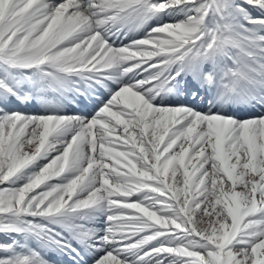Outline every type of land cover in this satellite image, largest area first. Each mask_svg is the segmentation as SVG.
Here are the masks:
<instances>
[{
    "label": "snow or ice",
    "instance_id": "6c2138e0",
    "mask_svg": "<svg viewBox=\"0 0 264 264\" xmlns=\"http://www.w3.org/2000/svg\"><path fill=\"white\" fill-rule=\"evenodd\" d=\"M0 264H264V0H0Z\"/></svg>",
    "mask_w": 264,
    "mask_h": 264
}]
</instances>
